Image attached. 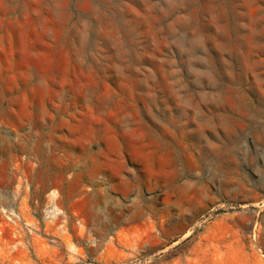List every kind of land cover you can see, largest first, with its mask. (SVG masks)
Returning <instances> with one entry per match:
<instances>
[{"label":"rangeland","instance_id":"374dc122","mask_svg":"<svg viewBox=\"0 0 264 264\" xmlns=\"http://www.w3.org/2000/svg\"><path fill=\"white\" fill-rule=\"evenodd\" d=\"M0 264H264V0H0Z\"/></svg>","mask_w":264,"mask_h":264}]
</instances>
